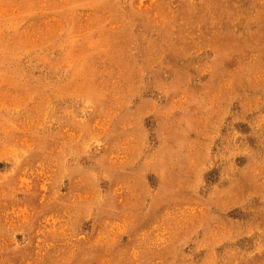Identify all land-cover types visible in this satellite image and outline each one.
Segmentation results:
<instances>
[{"label":"rangeland","instance_id":"1","mask_svg":"<svg viewBox=\"0 0 264 264\" xmlns=\"http://www.w3.org/2000/svg\"><path fill=\"white\" fill-rule=\"evenodd\" d=\"M0 264H264V0H0Z\"/></svg>","mask_w":264,"mask_h":264}]
</instances>
